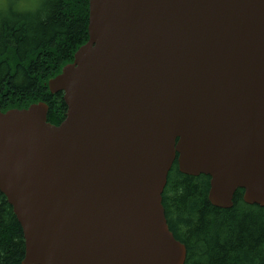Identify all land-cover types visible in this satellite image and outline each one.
<instances>
[{"label":"water","instance_id":"water-1","mask_svg":"<svg viewBox=\"0 0 264 264\" xmlns=\"http://www.w3.org/2000/svg\"><path fill=\"white\" fill-rule=\"evenodd\" d=\"M88 40L45 102L0 111V193L21 264H184L162 193L178 171L264 207V0H88Z\"/></svg>","mask_w":264,"mask_h":264},{"label":"trees","instance_id":"trees-1","mask_svg":"<svg viewBox=\"0 0 264 264\" xmlns=\"http://www.w3.org/2000/svg\"><path fill=\"white\" fill-rule=\"evenodd\" d=\"M19 1L0 6V111L42 101L47 121L58 125L66 106L47 81L88 40V0H35L30 10L14 6ZM209 181L180 173L176 161L167 176L162 206L169 230L186 247L184 264H264V207L245 204L238 189L231 208H216L207 198ZM23 257L22 229L0 193V264H21Z\"/></svg>","mask_w":264,"mask_h":264},{"label":"rangeland","instance_id":"rangeland-1","mask_svg":"<svg viewBox=\"0 0 264 264\" xmlns=\"http://www.w3.org/2000/svg\"><path fill=\"white\" fill-rule=\"evenodd\" d=\"M5 0H0V6H2V5H6V3H3ZM22 2V3H21ZM19 1V2H17V3H19V4H17V3H14L15 5L14 6H16V7H18V8H22V7H24L25 9H34V8H36L38 5H37V2H35V0H23V1Z\"/></svg>","mask_w":264,"mask_h":264},{"label":"flooded vegetation","instance_id":"flooded-vegetation-1","mask_svg":"<svg viewBox=\"0 0 264 264\" xmlns=\"http://www.w3.org/2000/svg\"><path fill=\"white\" fill-rule=\"evenodd\" d=\"M56 76V75H55ZM53 78V77H52ZM51 79V78H50ZM48 82V81H47ZM59 93H61V92H59ZM51 94V93H50ZM55 94H57V93H55ZM55 94H51V95H55Z\"/></svg>","mask_w":264,"mask_h":264}]
</instances>
